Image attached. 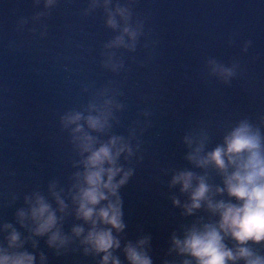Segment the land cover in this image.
I'll return each mask as SVG.
<instances>
[{
    "label": "water",
    "instance_id": "95a60500",
    "mask_svg": "<svg viewBox=\"0 0 264 264\" xmlns=\"http://www.w3.org/2000/svg\"><path fill=\"white\" fill-rule=\"evenodd\" d=\"M117 4L131 13L134 48L107 46L125 22L117 15L118 27H107L103 0L95 8L92 0H0V226L12 223L28 237L14 214L34 192L51 201L53 185L69 205L65 243L50 247L47 236L25 242L35 264H100L103 255L82 243L90 225L73 214L68 192L81 170L79 134L62 123L65 113L93 99L120 105L100 137L123 136L131 148L118 159L132 172L118 189L126 227L113 230L120 247L112 252L120 264H128L129 241L152 264H180L172 237H182V226L196 217L207 218L203 211L182 216L172 202L187 199L179 186L169 187L173 170L191 167L183 158L187 132L206 129L211 148L245 117L264 131V0H112L109 7ZM124 43H132L127 35ZM210 60L235 66L230 83L212 74ZM78 224L85 229L79 236L71 231ZM6 235L0 227V246Z\"/></svg>",
    "mask_w": 264,
    "mask_h": 264
},
{
    "label": "clouds",
    "instance_id": "9594fccd",
    "mask_svg": "<svg viewBox=\"0 0 264 264\" xmlns=\"http://www.w3.org/2000/svg\"><path fill=\"white\" fill-rule=\"evenodd\" d=\"M111 4L112 0H103L106 26L116 29L117 15L125 26L107 46L134 48L138 32L127 25L131 13L119 4L113 11ZM97 6L100 0H92V7ZM125 35L132 43H124ZM208 63L213 65L212 74L225 84L236 74L235 66L225 67L215 60ZM114 104L112 99H93L83 110H71L61 118L65 126L75 125L73 132L79 134L74 136V141L81 170L73 174L75 182L68 195L74 205L75 219L90 225L82 243L97 254L103 253L100 264H109V261L120 264L112 252L120 247L113 230L121 232L126 227L118 189L132 174L118 165L122 153L131 155L124 137L110 135L106 141L100 138L112 127ZM260 120L264 123V116ZM182 143L186 149L183 158L191 167L173 170L169 187L179 186V192L187 199L183 204L179 198H173L172 202L183 209L182 216L203 211L207 218L196 217L182 226V237H172L173 249L184 257L180 264H264V131L261 126L245 117L227 127L220 141L211 148L208 147L210 136L204 128L187 132ZM210 174L218 177L220 183H210ZM52 187L49 189L51 201L34 192L31 197H25L28 207L14 214L20 227L30 233L28 237L22 239L21 232L12 223L0 226L7 233L6 244L0 246V264H35V256L24 248L32 237L47 236L45 243L50 247L67 241L61 224L69 214V205L61 196L63 190L54 191ZM110 197H115V202ZM71 231L79 236L85 229L78 224ZM148 239L145 237L138 243L144 244ZM32 246H36L34 240ZM123 252L128 264H152L147 252L131 241L125 244Z\"/></svg>",
    "mask_w": 264,
    "mask_h": 264
}]
</instances>
